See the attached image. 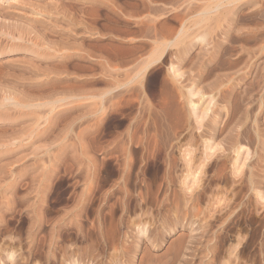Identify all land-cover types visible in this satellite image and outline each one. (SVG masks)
I'll return each mask as SVG.
<instances>
[{
  "label": "bare ground",
  "instance_id": "6f19581e",
  "mask_svg": "<svg viewBox=\"0 0 264 264\" xmlns=\"http://www.w3.org/2000/svg\"><path fill=\"white\" fill-rule=\"evenodd\" d=\"M259 25L262 26L260 23ZM219 27L221 28V26ZM228 28H225V32H222V35L226 33ZM218 31L216 33L219 35ZM235 32H237V29ZM237 34L235 33L236 36H238ZM220 37L221 39H225L222 38L224 36ZM240 38L238 36L234 40L238 41ZM201 40L203 43V39ZM234 40L231 38L232 42ZM212 41H214V38H212ZM207 42H209V38L204 44L208 45ZM212 44H215V42ZM222 44L220 45V42L216 41L215 53ZM231 44L234 45L233 43ZM232 48L235 49L234 47ZM202 50H205V48ZM208 50L207 52H202L203 55L196 52L200 56H208V60H215L214 56L216 54L211 53V51L208 52ZM231 50H226V54L229 57L233 53H231ZM233 54L236 55L238 52ZM222 57L221 59L219 57L216 66L214 65L218 72L212 71L214 77L212 78L211 76L212 80L207 82L205 80H209L211 70L209 69L210 71L207 70V72L205 70L206 65L196 64V67H193V69H197H194L193 74H191L192 68L189 71V65L188 72L185 70L184 74L187 72L190 75L187 76L186 73L184 77L183 72L181 74L179 72L180 69L174 65L175 59L172 57L173 59L170 62L174 61H172L173 64L169 63L168 69L177 81L176 83L173 79V88H175L172 89L171 86L173 80H171L172 82L162 81L164 77H161V75H164L165 72L161 75L158 73L159 75L157 76L162 78V82H159L158 89H156V93L153 96L152 93L154 91L150 92L149 95L152 98L144 94V91L141 90L143 87L140 89L139 83L141 80L137 81L140 78H136L139 85H132L128 88L124 83L126 88L122 87L119 89L116 88L119 86V82H116L115 85L114 81L111 80L112 77L106 80V86H104L105 89L102 95L93 96L100 98L88 104L87 108L93 118L87 121V142L78 151L85 150V161H87L85 163H87L86 167L88 168L85 167L87 169V171L85 169L86 174L82 173V175L74 179L68 178L70 175L68 177L64 176V172V175H60L53 170H46L30 177L34 187H29L33 188L32 190H35L38 194V202H46V197L49 198V195L55 193V201L65 203L66 206L64 207H68L64 209L62 215H52L51 213L54 212L49 213L48 211L50 214L48 216L52 215L50 217L52 221H49L50 223L46 225L47 221H44L46 220L44 215L46 211L43 212L41 204L39 209L33 208L32 214L29 213L31 215H29V218L34 229L38 232L42 231L41 234L45 232L46 241L48 237L49 249L53 250L52 248L56 246V238L58 236L62 237L61 235H64L67 240H71V233L73 231L76 232L75 238L71 240L73 242L70 245L57 244L54 252L45 248L47 251L42 256L45 258L47 264L49 261L53 264H191L192 258L199 256L201 252L203 253L202 256L207 259L206 264H264V117L261 121L255 114H252L253 118L250 120L252 121L251 128H248L247 119L250 116V111L252 112V107L246 106V102L241 100L235 87L243 83L250 70L245 69V66L236 69L235 62L230 61V58ZM170 58H168L167 62H169ZM155 59L158 60V58ZM110 61L108 64L104 62V65L109 66ZM198 61H201V59ZM115 64L117 65V63ZM111 65L109 67L112 68L114 63ZM116 65L114 66L116 67ZM260 68L262 69V74L260 73L258 79L255 77L253 80L261 82L255 83L260 93L259 95L258 92L256 93L259 96L257 113H264V67ZM134 74L133 76H135ZM168 74L166 73L165 76ZM123 78H119L121 83H123ZM128 78H124L123 80L125 81L126 79L127 81ZM170 78L172 77L170 76ZM114 79H116L115 76ZM136 81L134 82L136 83ZM155 81L157 82L158 80L156 79ZM151 82H147V84L149 83L153 86L154 83ZM243 85L245 87L246 84ZM147 86L149 87L150 85ZM145 88L147 89L146 86ZM247 88L245 87L248 91L249 89ZM152 89L155 90L153 87ZM204 90H207L209 93H203ZM252 91L254 92L252 89L249 92L251 93ZM241 92H244V90ZM248 93L246 94L245 92L246 95ZM253 111L255 112L254 108ZM252 133L254 135V142H251ZM101 138L102 140H100ZM252 143L256 145V151L250 150V147L254 145H250ZM63 147L60 150L65 154L66 151ZM253 147L255 148V146ZM72 151L70 153H73ZM78 152H74L75 154L77 153L76 156L84 154L82 151V154ZM64 156L66 157V154ZM84 159L82 158L83 161ZM67 161L66 159L65 164H67ZM70 161L73 163L72 160ZM65 164L62 165L66 167ZM74 167L78 168L77 166ZM102 167L105 168L104 171L101 170ZM207 169L213 170L216 176L211 177V180L205 186L203 176ZM211 170L209 171L212 172ZM143 179H148L147 182L144 181V190L142 191L138 188V185V190L136 189L135 194L132 190H135L137 183L140 180L142 181L139 183H142ZM69 180H72L71 185L73 183L71 190L66 185ZM110 181L113 183L112 187L104 189V191L100 189L101 193L96 195L99 188H104L103 186H107ZM79 182L85 185L84 188L77 191L76 185ZM161 182L165 184V186H162L165 192L168 190L172 191V200H169L172 201V206L168 207L167 204V207H165L166 195L161 198L157 195ZM223 185L225 188L229 189L230 187L231 189H224ZM227 192H230L229 196H227ZM227 197L229 198L227 199ZM15 199H18V197H15ZM11 202H14V198ZM147 204L151 207L154 206L152 209H154L155 213H151L150 210L152 209L149 206L146 207ZM104 205L108 206L110 217H113L112 215L118 212H120V216H117L119 218L123 215L129 216L128 214L131 213L134 216L133 219L136 220L143 217L153 220L158 219L163 222L165 230L168 231H173L178 226L182 229H188V231L185 232L181 229L174 235H171L168 241H164L163 238L161 239V236L156 234L157 231L155 229L154 236L147 235L143 238H135L129 234L124 235L122 233L123 236L117 237V240H111L112 251L106 253L103 251L98 252L97 246L107 245V241L104 240L106 234L103 231L105 223L101 222L103 216L101 217V221L90 223L89 226L78 222L75 220V217L87 212H89V215L92 214L98 217L99 210ZM163 210L165 212L162 213ZM107 213L106 210L105 214ZM118 219L117 221H119ZM30 220L29 223H31ZM64 221L66 222L64 223ZM151 221L149 222L150 224ZM160 221L159 223H161ZM145 225L143 226L145 227ZM88 230L95 231L96 237L86 236V231ZM109 230L111 232V228ZM154 231L152 229L153 233ZM6 232L5 227H0V236ZM118 232L121 233L120 231ZM91 234L89 235L91 236ZM86 237H89L88 241ZM9 238L4 237L5 240L3 241L6 242L8 240L11 243ZM62 238L65 239L64 237ZM78 238H80V244L76 243ZM42 240L44 241V238ZM3 241L0 239V249L5 250V258L0 257V264L4 263L5 260L3 259H6V257L10 259L11 264H18L17 261L21 258L18 260L15 258H18L20 254L16 255L17 257L13 256V252L9 250L10 244L4 245L6 243ZM82 241L87 242L82 244ZM19 243L21 242H18V246ZM155 249L161 250V253L153 252L152 250ZM244 256H252V262L243 263L242 257ZM24 259L21 260L24 261ZM22 262L20 261V263Z\"/></svg>",
  "mask_w": 264,
  "mask_h": 264
},
{
  "label": "rangeland",
  "instance_id": "374dc122",
  "mask_svg": "<svg viewBox=\"0 0 264 264\" xmlns=\"http://www.w3.org/2000/svg\"><path fill=\"white\" fill-rule=\"evenodd\" d=\"M263 15L264 0H0V227H5L7 231L2 234L3 237L0 236V239L3 241L5 240L4 237H10L9 239L13 244L7 239L8 242H3L6 243L4 245L10 244L9 250L13 252V256L17 257L19 254L22 256L15 258L16 260L19 258L24 259L25 256V263L23 260L19 259L17 261L18 264H47L42 255L47 251L45 248L51 250V248L49 249L48 247V237L46 241L45 232L41 234L42 231L38 232L33 227L29 218L31 216L30 214H32V209H39V206L41 207L42 205L41 209L43 212L46 211L44 214L46 217L44 221H47L45 223L46 225L50 223L49 221H52L50 218L52 215H62L64 209L68 208L64 207L66 206L65 203L55 201V193L49 195V198L46 197V202H38V194L35 190H32L33 188H30L34 187L30 177L38 175V172H45L46 170H53L60 175H64L65 173L64 176L68 177L70 175L68 178L71 177L74 179H76V177L78 178L82 173L86 174L85 172L88 168L86 167L87 163H85L87 162L85 161V150H81L84 154L78 151L81 147L83 148L85 146L84 144L87 142V121L93 118L87 108L88 104L100 98L98 96H100V94L102 95V92H104L107 79L112 77L113 79L111 78V80L114 81L113 83L115 85L116 82H119V86L116 87L117 89L122 87L126 88L125 84L128 88L132 85L140 84L139 87L140 89L143 87L141 90L144 91V94L151 97V95H149L150 92L152 93L154 91L152 96L156 93L159 82H172L171 80H175L172 72L168 69L169 63L173 64L172 61H174L172 60L170 62L171 59H175L174 65L180 69L179 72H181V74L182 72L184 74L185 70H188L189 65V71H191L192 68V73L189 72L191 74L197 69H193V67H196V64L202 66L206 65L205 70H211L209 73L210 78L208 76L209 80H205V82H207L211 81L214 77L212 71L218 72L215 66L219 57L221 59L223 55V57L230 58V61L236 63V69L245 66V69L250 70L243 83L235 87L241 100L246 102V106L252 107V112L250 111L251 117L249 116L247 119L248 128H251L252 121L250 120L253 118L254 114L262 121L264 113H257V106L259 104L258 95L260 93L256 86L261 82H258V80L255 82L253 78L255 79L256 77V79H258L262 72L260 67H264ZM261 17L262 19H260ZM259 23L262 24V26L259 25ZM219 26H221V28ZM227 27L232 30L228 28L226 33L222 35V32H225L224 30ZM235 28L237 32H235ZM216 31H218L219 35ZM235 33H238L237 35L241 37L240 40H234L238 38ZM216 36L217 38H215ZM220 36H224L222 38L225 39H221ZM208 38L209 42L207 43L209 46L204 44L208 41ZM212 38H214V41H212ZM231 38L234 40L233 42ZM201 39H203V43ZM216 41H219L220 45L224 41L225 43H223L219 48L220 50L218 49V52L216 51L215 53ZM214 42L215 44H212ZM226 42L230 44L228 45ZM259 44L260 46H258ZM199 47H201V50L205 48L206 51H201ZM232 47L236 48L233 49ZM246 47L247 49H245ZM229 49H232L231 53L233 52L236 54L238 52V54L234 55L232 53L229 57L226 54ZM207 50L208 52L211 51V53L216 54L214 56L215 60H208V56L205 55L200 56L203 55L202 52H207ZM196 51L201 54L199 55ZM155 58H158V60ZM168 58H170L169 62H167ZM200 59L201 61H198ZM109 61L110 65H113V63L116 65L115 63H117L116 67L111 65V68L109 67L110 65H104V62L108 64ZM112 69L114 72L111 71ZM137 69H139V73ZM182 69L183 71H181ZM106 73L108 74L106 75ZM158 73H160V75L164 74L161 75V77L164 78L162 79L160 76H157L159 75ZM166 73H169L172 78L168 76L169 74L165 76ZM133 74L135 76H133ZM252 74H256L257 76H253ZM113 75L117 81L114 79ZM188 75L190 74L187 73V76ZM118 77L120 79L123 77L128 78L127 81L130 80V83L127 82L126 79L124 81V78L122 79L123 83H121ZM136 78H140L137 81L141 80L142 82L140 81V83L138 82L139 84H137ZM154 79L158 81L156 82ZM167 79L168 81H166ZM133 80L136 81V83ZM174 80L171 83L172 89L175 88H173ZM146 81L149 83L152 81L151 83L157 85L153 84L152 86V84H147ZM175 82L177 83L176 80ZM146 84L150 85V88ZM243 84H246L245 87H248V91ZM250 84L252 85L247 86ZM145 86L149 89L147 90ZM152 87L155 88V90H153ZM116 88L114 89L117 90ZM250 88L254 90V92L252 91L250 93ZM242 90H244V92H241ZM207 92V90H204L203 93ZM245 92L246 94L249 92L248 95H246ZM257 92L258 95L256 94ZM95 95L98 96L93 97ZM100 140H102V138ZM252 140L251 142H254V135L252 136ZM253 144L254 143L250 145ZM253 146H255V148ZM253 146H249L250 150L256 151V145L254 144ZM62 147L66 151V157H63L65 154L60 150ZM71 151L73 153H81L82 155L78 154L76 156L77 153H70ZM69 153L73 155L70 156ZM74 158L77 161H75ZM64 159L65 161L66 159L68 160L66 162L67 164H65ZM70 160H72L74 164L71 163ZM62 164H65L66 167ZM104 169V167L101 168L103 171ZM209 170H205L203 176L205 186L209 183L211 177L216 176L213 170H211L212 172ZM69 181L66 185H68L71 190L73 188H71L73 183L71 185L72 180ZM141 181L142 180L139 182ZM144 181L147 182L148 179H143L142 183L138 182L135 190H132L135 194L138 188L142 191L144 190ZM79 183V185H76L77 191L84 188L85 185L82 182ZM109 183L107 186L104 185V188H99L96 195L101 193L100 189L104 191V189L111 188L113 183L112 181ZM160 186L157 192L158 197L161 198L166 195V206L165 204L164 206L167 207V204L168 207L172 206V201H169L170 199L172 200V191L168 190L165 192L164 187H162L165 186L163 182H161ZM222 187L228 189L225 188L224 185ZM229 189L231 188L229 187ZM229 194L230 192H227V196H229ZM15 197H18V199H15ZM13 198L14 202H11ZM228 198L229 197H227V199ZM148 204L150 205V203ZM148 204L146 207L149 206ZM107 207V205H104L103 208L99 210L98 217L92 214L89 215V212L75 217V220L78 222L85 226H89L90 223L101 221V217L103 216L101 222L105 223H103V231L104 234H106L104 240L107 241V245L97 246L96 249L98 252L103 251L106 253L112 251L111 240H117V237H121L123 234H129L135 238H143L147 235L154 236L157 231L156 234L161 236V239L163 238L164 241H168L171 235H174L177 231L182 229L178 226L173 231H168L165 230L163 222L158 219L153 220L148 217H143L136 220L133 219L134 216L131 213L128 214L129 216L123 215L119 218L117 216H120V212H118L117 214L114 213L112 215L113 217H110L111 215ZM149 207L151 209L154 208V206ZM106 210L108 212L107 214H105ZM48 211L49 213L52 211L56 213H51L52 215L49 217L48 215L50 214ZM103 211H105L104 214ZM150 211L151 213H155L154 209ZM163 212L165 211L163 210L162 213ZM106 215L109 217L107 218ZM27 218L29 219L27 220ZM117 219L120 222L117 221ZM29 220L31 223H29ZM149 220H152V226ZM159 221L161 223H159ZM65 222L66 221H64V223ZM111 222L112 224H110ZM2 224L3 226H1ZM143 225H145V227ZM159 225L162 226L159 227ZM110 228L111 232H109ZM159 228L162 230L160 231ZM152 229L156 231L153 233ZM113 230L117 232L120 231L121 233L114 232ZM182 230L185 232L188 231V229ZM89 231L90 230L86 231V236L92 238L96 237L95 231H90V233L93 234H91V236L89 235ZM73 232L71 233V240L75 238L76 235V232ZM61 236L64 238L66 237L64 235ZM62 237L58 236L56 238V246L53 247L51 251L54 252L56 250L57 244L70 245V243L73 242L66 238L63 239ZM43 238L44 241L42 240ZM17 241L22 244L19 243L18 246ZM87 241H82V244H85ZM76 243L80 244V238H78ZM4 251V249H0V257L2 258H5ZM152 251L161 253V250L155 249ZM202 255L203 253L201 252L199 256L192 258L191 264H206L207 259ZM242 258L243 263H251L253 257L244 256ZM3 260H5L3 264H11L9 258L6 257V259ZM20 261L23 262L20 263ZM48 264L53 263L49 261Z\"/></svg>",
  "mask_w": 264,
  "mask_h": 264
}]
</instances>
